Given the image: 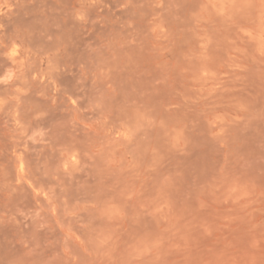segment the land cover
<instances>
[{
    "label": "rangeland",
    "instance_id": "rangeland-1",
    "mask_svg": "<svg viewBox=\"0 0 264 264\" xmlns=\"http://www.w3.org/2000/svg\"><path fill=\"white\" fill-rule=\"evenodd\" d=\"M0 264H264V0H0Z\"/></svg>",
    "mask_w": 264,
    "mask_h": 264
}]
</instances>
